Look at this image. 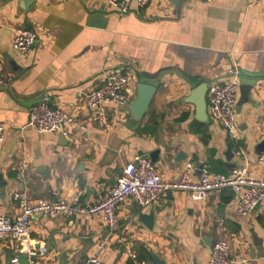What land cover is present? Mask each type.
<instances>
[{
  "label": "crops",
  "instance_id": "obj_1",
  "mask_svg": "<svg viewBox=\"0 0 264 264\" xmlns=\"http://www.w3.org/2000/svg\"><path fill=\"white\" fill-rule=\"evenodd\" d=\"M20 29L37 40L25 55L12 49ZM240 70L239 84L253 88L245 100L240 90L234 106L235 148L223 128L209 119L191 127L194 107L185 103L200 84L224 80L230 65ZM121 69L136 84L156 87L144 117L135 122L129 106H109L112 128L104 130L85 107L83 95L103 85ZM0 73L12 83L0 87V215L15 218L12 192L20 188L16 168L28 162L25 183L32 200L71 201L89 205L110 193L123 167L135 156L150 157L163 180L178 178L191 163L210 174L246 168L262 176L257 157L264 149V2L251 0H150L119 15L108 0H0ZM67 111L88 130L70 129L66 137L38 134L27 126L29 112L42 96ZM228 150L232 155H226ZM228 190L194 202L173 192L139 210L132 200L118 210L122 244L111 243L103 264H132L128 251L164 264H209L214 242L229 244L239 264H264V218L240 217ZM150 218V219H149ZM101 217L30 220L28 246L35 264H83L105 237ZM26 260L18 242H0V264Z\"/></svg>",
  "mask_w": 264,
  "mask_h": 264
},
{
  "label": "built area",
  "instance_id": "obj_2",
  "mask_svg": "<svg viewBox=\"0 0 264 264\" xmlns=\"http://www.w3.org/2000/svg\"><path fill=\"white\" fill-rule=\"evenodd\" d=\"M264 0H251L252 5ZM150 0H108V6L119 15L128 14L133 6L144 9ZM37 34L33 30L20 29L12 40V49L20 54H27L35 45ZM240 70L236 64L230 65L223 81L208 86L206 93L207 114L210 120L219 124L235 148L236 156L244 152L237 146V125L234 106L239 94ZM11 75L0 73V87L12 83ZM131 77L121 69L109 74L102 86L83 95L85 107L92 112L94 121L104 130L112 128L109 106L126 108L130 103ZM28 127L38 134H58L66 137L70 129L86 132L87 126L67 111L51 105L49 96L44 95L29 112ZM4 138V127L0 125V146ZM257 165L264 171V149L257 157ZM28 162L21 159L16 168V179L20 188L12 192V200L18 207L15 218L0 215V242L6 238L18 242L21 252L28 258L27 264H35L36 252L28 246L30 220L36 216L46 219L58 217L91 218L101 217L105 227V237L98 244L94 253L83 264H103L102 255L111 243L122 244L119 231L117 210L127 200H132L139 210L157 204L162 198L173 192H185L192 201L202 202L209 196L224 190L230 191L237 200L236 212L240 217H247L258 212L264 218V175L251 176L246 168L233 170L230 174H210L200 169V176L194 177L197 169L188 163L175 180L161 179L153 161L144 154L135 156L122 169L113 189L100 201L79 205L77 196L71 201L32 200L26 185ZM128 258L132 264H153L151 260L140 258L129 250ZM18 263V258L11 260ZM240 260L239 264H245ZM209 264H237L230 258V248L225 240L213 243Z\"/></svg>",
  "mask_w": 264,
  "mask_h": 264
},
{
  "label": "water",
  "instance_id": "obj_3",
  "mask_svg": "<svg viewBox=\"0 0 264 264\" xmlns=\"http://www.w3.org/2000/svg\"><path fill=\"white\" fill-rule=\"evenodd\" d=\"M28 1L33 2L34 0H24L25 5L28 6ZM175 6H178L183 0H169ZM253 87L251 85H241L239 86L240 95L242 100H245L249 92ZM208 86L206 84H200L194 88L190 94L185 99V103L192 105L194 107V117L191 127H194L198 124H205L209 121L207 114V102H206V93ZM156 87L147 83H137L136 84V98L129 105L130 117L135 122H140L144 117L154 95L156 94ZM263 151V150H262ZM226 155H232V152L228 150ZM40 217V216H39ZM150 219V218H149ZM26 260V257L22 258ZM18 259V261H22ZM150 259L153 264H164L160 261L155 255L151 254Z\"/></svg>",
  "mask_w": 264,
  "mask_h": 264
}]
</instances>
